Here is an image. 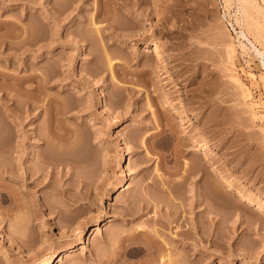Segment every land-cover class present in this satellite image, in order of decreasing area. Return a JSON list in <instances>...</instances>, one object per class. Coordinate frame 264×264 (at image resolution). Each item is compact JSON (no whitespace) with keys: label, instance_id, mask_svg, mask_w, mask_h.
<instances>
[{"label":"rangeland","instance_id":"374dc122","mask_svg":"<svg viewBox=\"0 0 264 264\" xmlns=\"http://www.w3.org/2000/svg\"><path fill=\"white\" fill-rule=\"evenodd\" d=\"M228 1L0 0V72L48 78L0 84V264H264V0Z\"/></svg>","mask_w":264,"mask_h":264},{"label":"bare ground","instance_id":"6f19581e","mask_svg":"<svg viewBox=\"0 0 264 264\" xmlns=\"http://www.w3.org/2000/svg\"><path fill=\"white\" fill-rule=\"evenodd\" d=\"M59 1V2H58ZM60 1L62 2V0H52V2H53V5H52V7H53V19L57 22V19H58V17H59V15L60 14H58L57 15V13H59V11L60 10H63L62 9V7L63 6H65V5H67L68 4V1H66L67 3L65 4V0H63L64 2H62V4H65V5H63L62 6V4L60 3ZM227 2H229L228 0H227ZM61 4V8L60 7H58V5L57 4ZM52 4V3H51ZM95 4H98V3H96L95 2ZM92 5H93V3H92ZM91 5V7H93ZM98 6V10H97V7H96V9H95V11H96V13H95V11H93L92 10V12H94L95 13V15L94 14H91V16H90V18L89 19H91L92 20V25H93V28H91V29H93L91 32H99L98 30H100V29H98L99 27H100V23L98 24L97 22H96V17L95 16H98V14L97 13H100L99 12V5H97ZM66 7V6H65ZM249 5H247L246 4V2L245 1H240V5H239V7H238V9L237 10H239V12H240V15L241 16H244V17H241V20H242V18H243V21L245 20H247L248 19V17L250 16L249 15ZM111 8H109V10H110ZM112 10V9H111ZM62 12V11H61ZM108 12H110V11H108ZM112 13H113V11H112ZM112 13L110 12V15L109 16H111L112 15ZM97 14V15H96ZM109 14V13H108ZM108 14H107V16H108ZM113 16H114V14H113ZM79 17V16H78ZM82 17V16H81ZM80 17V18H81ZM82 18H87L86 16H84V17H82ZM89 19H87V21L89 20ZM238 18H236V20H237ZM240 19V18H239ZM249 19H250V17H249ZM91 20H89V21H91ZM77 23L76 24H78V23H80L79 21H82V19L81 20H79L78 18H77ZM239 21H237V23H238ZM89 24H91V22H88ZM91 25V26H92ZM98 25H99V27H98ZM55 26H56V24H55ZM57 27V26H56ZM55 27V28H56ZM15 28H17V25H15ZM59 28V27H58ZM76 28H79L80 29V26L78 27L77 25H76ZM75 27H74V29L73 28H71L70 30L74 33V34H77L78 32H79V30L78 29H76ZM17 29H19V32H21V30L23 29H21V26L19 27V28H17ZM21 29V30H20ZM259 29V28H258ZM81 30V29H80ZM24 31V30H23ZM57 30H55V32H56ZM69 31V30H68ZM18 33V32H17ZM80 33H82L81 31H80ZM257 33H259L260 34V36H261V32H259V31H257ZM79 34V33H78ZM258 34V35H259ZM240 35H241V37H243V38H246V39H248V37H247V35H246V33L245 32H243V31H241L240 32ZM84 37V36H83ZM262 37V36H261ZM245 39V40H246ZM85 40V42H86V38L84 39ZM84 40L82 39L81 41L84 43ZM250 41V40H249ZM251 42V41H250ZM87 43V42H86ZM252 43V42H251ZM88 44V43H87ZM243 44V43H242ZM241 44V45H242ZM250 45H252V47L254 48V50H255V52H256V54H258L260 57H261V59H262V61H261V63H263L262 64V66L264 65V49H259L258 47H256L253 43L252 44H250ZM243 46H244V44H243ZM246 47V46H245ZM233 48H231V50H232ZM87 50V49H86ZM230 50V51H231ZM234 50V49H233ZM232 50V51H233ZM232 51L230 52V53H232ZM153 53L157 56V59L160 61V62H162V61H164V58H163V56L161 55V48L158 46V45H155L154 47H153ZM110 61V60H109ZM109 63V67H110V70H111V68H113V63L112 62H108ZM31 69V71H33L34 69L33 68H30ZM33 69V70H32ZM36 69V68H35ZM109 70V71H110ZM1 71V70H0ZM35 71V70H34ZM32 73V72H31ZM35 73V72H34ZM34 73H32L30 76H28L27 78L26 77H22V78H17V77H20V76H17L16 77V75L15 76H11V75H8L9 73H4L3 71L2 72H0V79H1V82H0V84L1 85H5V80L6 79H9L10 80V78H13V80H14V84L12 83L11 84V86H14L15 84L16 85H20V84H22L25 80H27V79H36L38 82L40 81L39 79H41L42 77H44L45 78V76H42V74H41V76L40 75H38L39 73H36V74H34ZM44 74V73H43ZM112 74V73H111ZM27 76V75H26ZM262 76V75H261ZM262 78V80H263V82H264V76H262L261 77ZM47 79L48 78H45L44 80H46L47 81ZM37 82V83H38ZM39 84H41L40 82H39ZM15 85V86H16ZM263 85H264V83H263ZM37 86V85H36ZM17 87V86H16ZM42 87V86H37L36 88H35V90H40V91H43L42 89H40V88ZM43 88V87H42ZM16 89V88H15ZM18 89V88H17ZM16 89V90H17ZM15 90V91H16ZM19 90V89H18ZM17 90V91H18ZM22 91H24L23 93H25V91H27V94H31V93H33V91H28L26 88L25 89H23ZM21 90L18 92V94L20 93V92H22ZM35 92V91H34ZM25 95V94H23V95H25V96H29V95ZM247 94H249V93H247ZM20 95H22V93H20ZM22 95V96H23ZM35 95V94H34ZM24 99V100H23ZM22 100L25 102V100H26V97H24ZM54 101H55V99H54ZM58 103H60L61 104V102H59V101H57ZM173 113L174 114H176V115H178L180 118H183V114H182V112H180L179 110H177L176 108H173ZM116 123H117V120H114V122H113V125H116ZM191 139V141H193L194 143H195V145H197V147L203 152V154L204 155H207V156H209V155H211V153H212V150L210 149V147L206 144V143H204V142H202V141H198V140H196V139H194V138H190ZM4 153L6 154V156H7V161H6V164L8 165V166H10L12 163H11V160H10V154H11V149L9 148V147H7L6 149H5V151H4ZM122 164H120V166H124V164H125V162H126V159L125 158H123L122 159ZM217 168H216V166H215V164L214 163H211V166H210V170L212 171H215L216 173H217V170H216ZM218 175V177L219 178H221V176H220V174H217ZM222 180H221V184H220V186L221 187H232V185H233V182L230 180V179H228V178H221ZM237 196L239 197V199H241L242 201H244V202H249V203H251L252 205H253V207L255 208V209H262V207H261V205L259 204V203H255V202H253V200H252V197L249 195V194H247V193H242V192H240V191H237ZM264 212V211H263ZM263 216H264V214H263ZM99 225V224H98ZM98 225L96 224V228L93 230V232L94 233H96V231H97V229H98ZM181 232V231H180ZM182 234V232L179 234V232L177 233V235H180V236H182L181 235ZM176 235V236H177ZM174 239V238H173ZM166 252V251H165ZM60 256L59 257V259H62V257H66V256H68L69 255V251L68 250H64V251H61V252H59V253H55V252H51L50 254H48V256L45 258V260H43L42 262H40L39 264H54L55 263V260H56V258H57V256ZM164 256V255H163ZM166 257H168L169 259H168V261L171 263L172 262V260H174V259H172V258H170V256H169V254H168V252H167V254H166ZM168 262V263H169ZM173 263V262H172Z\"/></svg>","mask_w":264,"mask_h":264}]
</instances>
